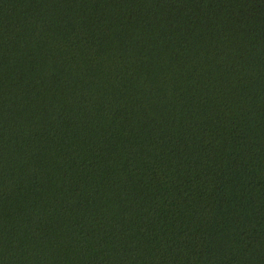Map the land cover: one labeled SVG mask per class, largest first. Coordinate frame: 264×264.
Masks as SVG:
<instances>
[{"label": "trees", "instance_id": "1", "mask_svg": "<svg viewBox=\"0 0 264 264\" xmlns=\"http://www.w3.org/2000/svg\"><path fill=\"white\" fill-rule=\"evenodd\" d=\"M0 264H264V0H0Z\"/></svg>", "mask_w": 264, "mask_h": 264}]
</instances>
